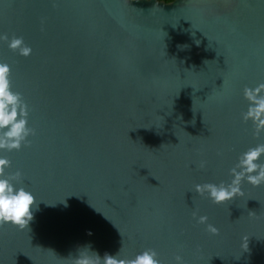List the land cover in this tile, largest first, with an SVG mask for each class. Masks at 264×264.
<instances>
[{"label":"water","instance_id":"95a60500","mask_svg":"<svg viewBox=\"0 0 264 264\" xmlns=\"http://www.w3.org/2000/svg\"><path fill=\"white\" fill-rule=\"evenodd\" d=\"M5 34L32 48L0 39L36 134L0 157L36 203L28 227H0V264L147 248L161 264H264V184L219 205L195 192L264 143L243 121V89L264 83V0H0Z\"/></svg>","mask_w":264,"mask_h":264},{"label":"clouds","instance_id":"9594fccd","mask_svg":"<svg viewBox=\"0 0 264 264\" xmlns=\"http://www.w3.org/2000/svg\"><path fill=\"white\" fill-rule=\"evenodd\" d=\"M0 39L8 42V47L19 55L28 57L32 48L25 44L23 37H15L8 41L7 34ZM11 66L0 62V150L19 151L22 147L30 146L29 136H34L35 129L29 127V105L22 93L13 90ZM243 96L248 102L247 111L243 113L245 123L251 121L253 135L259 139L264 133V83L255 88L245 87ZM204 161L199 167H205ZM11 167V161L0 157V227L10 223L23 230L33 219L32 209L36 203L35 196L23 186H17L22 173L16 171L8 174L6 169ZM230 182L221 181L219 184L204 183L195 186V192L201 196L207 193V198L214 204H222L232 200L237 195H243L242 184L247 182L253 186L264 184V143H258L243 151L235 165L229 170ZM195 217V213L193 214ZM207 216H200L198 223L206 224ZM207 231L218 235L219 230L212 224H207ZM247 241L248 237H242ZM79 254L74 264H161L159 254L155 249L147 248L132 258L105 253L101 258L92 252ZM176 264H183L181 256L175 257Z\"/></svg>","mask_w":264,"mask_h":264},{"label":"trees","instance_id":"16d2710c","mask_svg":"<svg viewBox=\"0 0 264 264\" xmlns=\"http://www.w3.org/2000/svg\"><path fill=\"white\" fill-rule=\"evenodd\" d=\"M161 1H165V2H167V3H170V2H172V1H174V0H161Z\"/></svg>","mask_w":264,"mask_h":264}]
</instances>
